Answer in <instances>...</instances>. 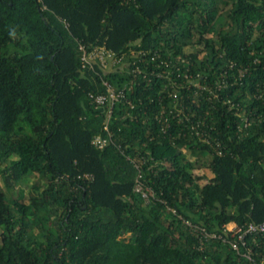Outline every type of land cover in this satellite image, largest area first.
I'll return each instance as SVG.
<instances>
[{
    "label": "trees",
    "instance_id": "trees-1",
    "mask_svg": "<svg viewBox=\"0 0 264 264\" xmlns=\"http://www.w3.org/2000/svg\"><path fill=\"white\" fill-rule=\"evenodd\" d=\"M0 174V264H264L192 226L264 220V0H0Z\"/></svg>",
    "mask_w": 264,
    "mask_h": 264
},
{
    "label": "built area",
    "instance_id": "built-area-1",
    "mask_svg": "<svg viewBox=\"0 0 264 264\" xmlns=\"http://www.w3.org/2000/svg\"><path fill=\"white\" fill-rule=\"evenodd\" d=\"M81 48L83 49V66L93 65L95 61H99L104 68L112 70L114 68L116 69L117 65L120 63L121 57L105 45H98L92 50H87L85 45L81 44ZM141 72V67L136 66L133 68L134 76H137V74ZM195 83L198 85L199 81H196ZM104 84L107 85V92H89L90 97L93 99L97 106H102L107 103H111L113 105L116 101H119L126 96L124 87L117 88L108 79H104ZM129 101L131 102V99ZM228 101L231 100L229 99ZM164 111L165 109L163 108L162 112ZM110 114L111 110L109 111V115ZM111 135V133H109L108 136L96 134L93 138V142L99 148H103L111 141ZM219 152H221V150ZM136 164L138 166V162H136ZM141 175L142 173L141 171H139L136 189L143 191V195L147 200H149V194L144 189L143 182L140 178ZM192 226L195 233L199 237V247L203 248L206 244V241L211 239L212 237H220L224 241L228 242L230 244V247L240 253L243 257L247 258L249 261H256L254 254L255 251L252 244H250L248 237L252 236L253 240L256 241V234L264 232V220L259 222L250 221L243 224H239L235 221H229L223 224V227L220 231L209 230L205 226L194 223H192Z\"/></svg>",
    "mask_w": 264,
    "mask_h": 264
},
{
    "label": "rangeland",
    "instance_id": "rangeland-1",
    "mask_svg": "<svg viewBox=\"0 0 264 264\" xmlns=\"http://www.w3.org/2000/svg\"><path fill=\"white\" fill-rule=\"evenodd\" d=\"M193 46H189L188 49L191 50ZM197 171L199 173L203 172V168H198ZM208 175L211 176L213 172L209 169L206 170ZM37 176L35 173H32L30 175L25 176H19L16 178H12L11 181L14 183V190L12 191L15 196H18L20 194V191H22L25 195L29 194V192L34 189L33 183L36 182ZM0 183L5 187V190H10L8 187H6L5 178L2 174H0ZM10 192V191H9Z\"/></svg>",
    "mask_w": 264,
    "mask_h": 264
}]
</instances>
